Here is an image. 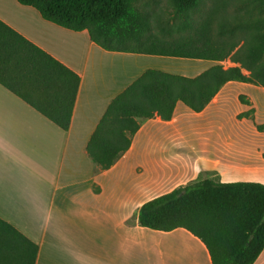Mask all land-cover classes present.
<instances>
[{
  "label": "crops",
  "instance_id": "1",
  "mask_svg": "<svg viewBox=\"0 0 264 264\" xmlns=\"http://www.w3.org/2000/svg\"><path fill=\"white\" fill-rule=\"evenodd\" d=\"M0 22L80 77L67 131L0 84V220L37 246L34 264H211L187 231L141 227L138 211L206 179L205 173L220 183L264 185V132L256 134L255 150L241 148L233 158L223 157V149L219 155L215 145L228 142L196 138L186 159L180 152L187 140L175 147L184 138L165 134L191 114L206 121L202 128L218 130L231 94L240 96L238 87L248 89L245 100L256 105V122L264 125V88L230 82L200 113L177 104L170 121H142L128 151L101 171L85 148L110 101L145 70H162L159 65L172 58L104 51L86 31L56 26L16 0H0ZM154 124L166 131L153 130ZM26 248L20 237L0 230V264H19ZM254 264H264V249Z\"/></svg>",
  "mask_w": 264,
  "mask_h": 264
},
{
  "label": "trees",
  "instance_id": "2",
  "mask_svg": "<svg viewBox=\"0 0 264 264\" xmlns=\"http://www.w3.org/2000/svg\"><path fill=\"white\" fill-rule=\"evenodd\" d=\"M16 1L56 26L86 31L107 52L214 63L195 76L147 69L115 96L85 148L101 171L128 151L142 121H170L177 104L200 113L230 82L264 88V0H167L164 10L141 0ZM225 61L232 66H222ZM0 84L68 130L80 77L2 22ZM256 129L264 132V125ZM137 216L151 230L184 229L206 248L211 264H254L264 249L259 183L197 180L146 202ZM1 229L27 244L19 264H34L37 246L0 220Z\"/></svg>",
  "mask_w": 264,
  "mask_h": 264
},
{
  "label": "rangeland",
  "instance_id": "3",
  "mask_svg": "<svg viewBox=\"0 0 264 264\" xmlns=\"http://www.w3.org/2000/svg\"><path fill=\"white\" fill-rule=\"evenodd\" d=\"M143 3H148V5L155 4L157 6V9H162L166 7L167 0H141ZM214 63L212 62H205V61H194V60H186V59H171L165 64L159 65L158 68L168 71L169 73H175L185 76H195L199 72L209 68ZM222 66L229 67L232 66V64L228 61L222 62ZM235 93H240V96H234V94H231L229 101L227 103L225 114H223V117H219L220 120H218V130L215 128L212 129H205L202 127H205L206 124L205 120L198 119L194 115L189 114V118H185L184 121L177 125V128L172 129L171 132H165L167 135L175 136L184 138V141L176 142L173 146L179 147L181 143L182 144V151L180 152V158L186 159L188 158L190 154H194L193 149L197 148L196 145V138L204 137L203 139H211V143L215 142L213 140L220 139L223 141L228 142V145H221V142L219 144H215L216 147L219 150L223 149V157H235L238 152H240V149H248L253 148L256 149V134L258 133L256 126V105L253 108L251 105L250 108L244 109L242 112L243 104L240 102V97L242 99L245 98V94L248 93V89L245 87H238L235 88ZM245 106V104H244ZM246 113L249 117H238L239 114ZM241 114V115H242ZM201 126V127H200ZM153 130L159 131H166L165 128H158L156 124L152 125ZM163 134V135H165ZM207 148V147H206ZM228 148V151H225ZM178 149V148H176ZM229 154H228V153ZM255 152V151H254ZM178 158V157H177ZM207 175L206 178H208V174H203L202 177ZM203 178H200L199 180H202Z\"/></svg>",
  "mask_w": 264,
  "mask_h": 264
}]
</instances>
